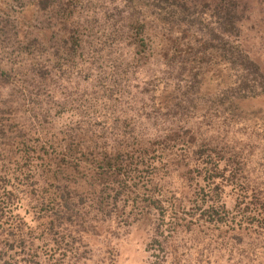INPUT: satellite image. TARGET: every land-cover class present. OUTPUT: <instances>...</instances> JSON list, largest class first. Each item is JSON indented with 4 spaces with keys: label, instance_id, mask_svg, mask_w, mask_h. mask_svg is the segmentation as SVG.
<instances>
[{
    "label": "rangeland",
    "instance_id": "1",
    "mask_svg": "<svg viewBox=\"0 0 264 264\" xmlns=\"http://www.w3.org/2000/svg\"><path fill=\"white\" fill-rule=\"evenodd\" d=\"M237 6L0 0V264H264V100L241 101L238 121L220 108L221 59L231 79L250 72L246 90L264 85L231 38L264 66L260 6ZM214 148L247 180L238 206L181 155Z\"/></svg>",
    "mask_w": 264,
    "mask_h": 264
},
{
    "label": "trees",
    "instance_id": "2",
    "mask_svg": "<svg viewBox=\"0 0 264 264\" xmlns=\"http://www.w3.org/2000/svg\"><path fill=\"white\" fill-rule=\"evenodd\" d=\"M219 3L222 6V11H229L231 13H237V12H243L244 10H242V8H239V3L241 0H236V2H232V0H218ZM245 2V0H244ZM252 2H255L258 6H260V11H261V20H257V22H260L261 24L264 25V0H252ZM235 27H238L237 23L234 22L232 24ZM240 25V24H239ZM225 34V33H224ZM229 36L228 34H225L224 36ZM226 36V37H227ZM230 37V36H229ZM233 38L232 41V46L234 47V50H238L241 53H243L244 56V60L248 61L249 64H254L257 68V70H259V72H263L264 71V66H261L258 61L259 58L258 57H250L247 56V52H244V50H242L241 47V39L236 37H231ZM139 42V43H138ZM258 43L261 44V46H264V34L262 36H259L258 39ZM135 46L139 47L143 44V40L139 39V40H134L133 43ZM144 45V44H143ZM137 50V49H135ZM233 50V51H234ZM227 52L228 55H232V52ZM264 52V51H263ZM239 53V52H238ZM224 57V54L223 56ZM229 59V58H228ZM221 65H222V69H221V80H220V87H219V95H220V108L222 109L223 112V117L227 118V120H233V121H238L237 117L241 114L242 109L240 108V103L243 100H252L253 98L257 97V98H261L264 100V85L263 86H258V90H246V86H247V82L249 81V75L250 72L246 70V68L241 67L240 68V72H242V75H233V79H231L230 75H229V70L233 69L230 65H229V61L226 58H223V60H220ZM264 64V62H263ZM229 65V67H228ZM238 67V65L236 66ZM235 73L237 72V68H234L233 70ZM259 78L262 79L259 75ZM166 92V90H163V94ZM168 95V94H167ZM164 96V95H163ZM167 96H164V98H166ZM260 112L256 111V112H252L249 113L250 115L247 114V116H249L250 119H252L253 117H256V119L263 121L262 119H260ZM258 115V116H255ZM240 119V117H239ZM264 119V118H263ZM247 122H250L248 119ZM245 123V125H246ZM254 123V122H253ZM166 136V137H165ZM163 137V139L160 140H156V144L157 142H163L165 141H169L171 138L167 137L168 135H165ZM159 144V143H158ZM162 145V144H161ZM163 146V145H162ZM160 147V146H156L155 148L152 149V151H158L159 153H164V157L167 158H173L174 155L172 152V148L171 146H167V147ZM185 144L183 145V148H185ZM56 151V150H55ZM147 150H143V153H145ZM207 152H198L197 154L193 155L192 157H188L187 154H181L183 156V160H185V164H187V162L190 160V158H192V165L194 166L192 170H189L188 173H190L191 171L194 172V174H196L197 177L201 176V181H205V186H206V191L209 192V194H213L212 196H210V199H212L216 193V189H219L221 191L222 187L224 186H229L230 189L232 190L233 194H234V202L235 205L238 206L237 203H242L243 199H244V195L248 189V185H247V180L238 182V180L235 179V174L237 172V166H238V162L236 160H234L233 156L232 158L229 156L227 159L223 158V156H221V154H219V152H217L215 150V148L213 150H206ZM33 153L34 151L31 150L29 151H22V155L20 158L23 159V161H27L30 159H33V156H29L30 153ZM205 153V154H203ZM106 156V157H105ZM50 158H52V160L54 159L55 156H48ZM113 155H105L102 156L101 158H99V163H94L92 165V168L89 166V164H86L87 167H89L90 170H92V172H95L97 174V176L99 178H105L108 174V170L111 167L110 165V161L113 159L112 158ZM214 158V159H213ZM115 159V158H114ZM222 160V167L220 168V170H218V162L220 163V161ZM27 163H29V161H27ZM68 164L66 163H61V165H58L55 169L54 168H49L50 167V163L46 162V166L47 168H49L47 170V172H51V177L54 178L57 174L60 175L61 172H63L64 169H68L67 166ZM197 165V166H195ZM82 168L85 170V167L82 166ZM88 170V169H87ZM90 170L88 171V173H90ZM91 172V173H92ZM193 177V176H192ZM218 180V182L216 183V180ZM215 182V183H214ZM5 194V192H2ZM239 197V200H237ZM8 199L9 197L7 196L6 198H2L0 197V230L3 227V224L6 223V220L3 219V206H5L4 204L8 203ZM54 200V199H53ZM220 219V218H218ZM214 221H217L216 219H214Z\"/></svg>",
    "mask_w": 264,
    "mask_h": 264
}]
</instances>
